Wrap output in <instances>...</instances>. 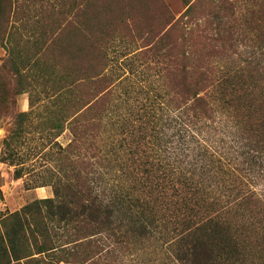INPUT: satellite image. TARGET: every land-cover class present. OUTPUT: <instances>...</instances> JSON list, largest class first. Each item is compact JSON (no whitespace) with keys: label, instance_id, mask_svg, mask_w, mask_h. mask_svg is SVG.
<instances>
[{"label":"trees","instance_id":"1","mask_svg":"<svg viewBox=\"0 0 264 264\" xmlns=\"http://www.w3.org/2000/svg\"><path fill=\"white\" fill-rule=\"evenodd\" d=\"M109 1L76 0L80 26L90 29L103 8L96 3L110 7ZM184 1L183 14L170 22L171 33L182 35L171 38L168 66L160 69L155 89L138 100L135 84L119 91L109 75L104 98L90 108V100L82 102L84 86L57 90L58 108L49 109L46 120L53 118L64 132L72 115L73 139L56 144L48 154L55 164L40 176L46 179L40 187L51 186L54 197L1 219L0 264H45L46 254L51 262L83 264L76 249L115 227H126L130 243L154 236L169 244L179 264H243L252 243L264 250V192L253 188L264 182V0ZM17 3L0 0V41L24 25L15 27ZM202 3L221 14L240 12L248 44L237 59L215 45L226 30L207 33L192 20ZM58 5L57 14L64 9ZM92 27L104 35L103 27ZM222 61L244 66H199ZM33 107L19 114V130L4 140L10 151L4 161L18 167L17 179L25 162L10 140L24 133Z\"/></svg>","mask_w":264,"mask_h":264},{"label":"rangeland","instance_id":"2","mask_svg":"<svg viewBox=\"0 0 264 264\" xmlns=\"http://www.w3.org/2000/svg\"><path fill=\"white\" fill-rule=\"evenodd\" d=\"M75 2L18 0L19 15L15 20L19 23L15 27L24 25L13 29L18 31L8 35L10 40L0 41V221L37 200L54 197L51 186L40 187L46 182L40 176L45 175L48 166L55 164L48 154L57 149L56 144L66 146L73 139L71 125H68L72 123V115L64 126V132L56 129L53 118L46 120L47 111L58 108L61 97L56 94L57 90L64 85L84 86L82 91L86 98L82 102L90 100V108L104 98L107 92L104 88L108 85L106 78L110 75L119 91L135 84L138 93L134 98L139 100L142 91H152L151 88L159 85L160 69L168 66L170 40L179 39L182 35L171 33L170 22L183 14L187 4L184 0H111L110 7H107L97 2V6H103L97 10L101 15L96 20L91 18L88 29L84 25L81 27L82 20L75 17ZM58 4L64 9L57 14ZM193 17L194 22H198L201 30L207 33L216 28L219 30V27L226 30L222 34L223 42L215 45L226 48L225 54L229 58L237 59L239 53L246 51L248 26L242 27L241 32L242 22L237 8L221 14L202 3L192 20ZM222 22H227V25ZM92 26L103 27L104 35ZM105 52L107 60L102 59ZM240 64V61H222L199 66L237 68ZM103 77L106 78L103 80ZM62 97L70 99L67 94ZM125 98L129 96H122ZM31 102L34 113L25 119L24 133L20 138L10 140L25 162L24 176L17 179L18 167L4 161L10 152L4 140L19 130L17 117L20 113L31 112ZM34 148L44 155H35L31 152ZM253 188L257 193L264 192V182L255 184ZM131 238L132 234L126 232V227H115L91 236L86 241L88 245L76 249L79 261H84L83 264H179L175 263L169 244H158L154 236L143 240L134 237L133 243L129 242ZM255 246L254 242L245 248L244 252L250 253V257L243 264H264V250L255 249ZM46 255L45 264H65L46 260Z\"/></svg>","mask_w":264,"mask_h":264}]
</instances>
